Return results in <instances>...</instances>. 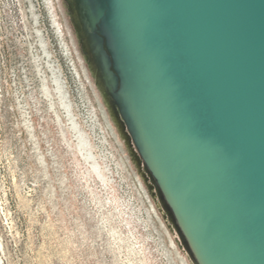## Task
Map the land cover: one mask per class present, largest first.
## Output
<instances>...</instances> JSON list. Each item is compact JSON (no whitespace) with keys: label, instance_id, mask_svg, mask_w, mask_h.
Returning a JSON list of instances; mask_svg holds the SVG:
<instances>
[{"label":"water","instance_id":"obj_1","mask_svg":"<svg viewBox=\"0 0 264 264\" xmlns=\"http://www.w3.org/2000/svg\"><path fill=\"white\" fill-rule=\"evenodd\" d=\"M194 264H264V0H70Z\"/></svg>","mask_w":264,"mask_h":264},{"label":"rangeland","instance_id":"obj_2","mask_svg":"<svg viewBox=\"0 0 264 264\" xmlns=\"http://www.w3.org/2000/svg\"><path fill=\"white\" fill-rule=\"evenodd\" d=\"M69 12L0 0V264H194Z\"/></svg>","mask_w":264,"mask_h":264},{"label":"bare ground","instance_id":"obj_3","mask_svg":"<svg viewBox=\"0 0 264 264\" xmlns=\"http://www.w3.org/2000/svg\"><path fill=\"white\" fill-rule=\"evenodd\" d=\"M66 1L69 2V11H70V12H69V15H70V18H71V20H72V23H73V25H74V27H75V30H76V32H77V36H78V38H79V41H80L81 43H83V42H82V41H83V40H82V34H81V32H80V27H79L78 20H77V18H76V14H75V11H74L73 4L71 3L70 0H66ZM83 48H84V50L88 53V50H87V47H86L85 43H83ZM89 65H90V72H91V75L93 76V78H94V80H95L96 88H97V90H99V92H100V94H101V97H102L103 101L105 102V104H106L107 107L109 108V110H110V114L112 115V117H113L115 123L118 125V127L123 126L122 123H121V121H120V118H119V116H118V113H117L116 109L112 106V102H111V100H110L109 95L106 93V91H105V89H104V86H103L102 82L100 81V79H99V77H98V75H97V71H96V69H95L93 63L90 62ZM121 135H122L123 138L126 139L127 142L130 143V145H133V144L131 143V141L129 140V137H128V134H127L126 131H123V132L121 133ZM136 151H137V150H136ZM132 155H133V152H132ZM134 160H135V159H134ZM140 161H141V160H138V161H135V162H136V164H137V167H138L140 173L142 174L143 179H144L149 185H153V187H154V183H153V181H152V179H151V177H150V174L148 173L146 167H145L143 164H140ZM154 188H155V187H154ZM155 190H156V189H155ZM156 191H157V190H156ZM157 193H158V191H157ZM158 194H159V193H158ZM165 208H166V207H165ZM166 210H167V208H166ZM167 212H168V211H167ZM168 214H169V213H168ZM170 217H171V216H170ZM171 220L173 221L172 217H171ZM173 223H174V221H173ZM174 225H175V228H176V230H177V225H176L175 223H174Z\"/></svg>","mask_w":264,"mask_h":264}]
</instances>
